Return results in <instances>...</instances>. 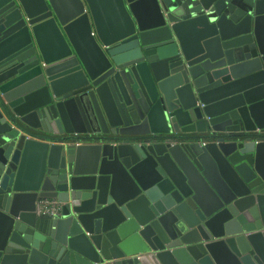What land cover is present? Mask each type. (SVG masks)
<instances>
[{"label": "water", "instance_id": "95a60500", "mask_svg": "<svg viewBox=\"0 0 264 264\" xmlns=\"http://www.w3.org/2000/svg\"><path fill=\"white\" fill-rule=\"evenodd\" d=\"M0 264H264V0H0Z\"/></svg>", "mask_w": 264, "mask_h": 264}, {"label": "built area", "instance_id": "2783aa9c", "mask_svg": "<svg viewBox=\"0 0 264 264\" xmlns=\"http://www.w3.org/2000/svg\"><path fill=\"white\" fill-rule=\"evenodd\" d=\"M61 209V202L56 198L45 199L39 202L38 211L48 215L59 214Z\"/></svg>", "mask_w": 264, "mask_h": 264}]
</instances>
